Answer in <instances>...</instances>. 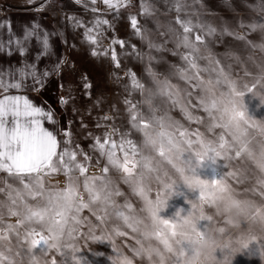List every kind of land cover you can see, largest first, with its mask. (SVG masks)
<instances>
[{"label": "snow or ice", "instance_id": "1", "mask_svg": "<svg viewBox=\"0 0 264 264\" xmlns=\"http://www.w3.org/2000/svg\"><path fill=\"white\" fill-rule=\"evenodd\" d=\"M91 2L95 4L96 0ZM127 2L128 0H103L109 8L117 10L127 6ZM43 7L41 5L38 10ZM175 7L178 13L175 23L182 29L177 33V47L185 50L174 53L180 55L183 61V67L177 68L176 74L191 91L171 85L167 81L156 90L147 89L137 80L135 73L129 71L127 75L132 80L133 87L146 93L143 103L148 108L147 113L139 110L136 104L125 100L131 128L139 132L142 139L138 144L129 138L128 132L121 135L119 144L112 139L111 134H106L102 142L100 137H94L95 143L92 147L105 160L103 175H87L91 157L83 150L77 152L70 147H60L61 141L44 127L45 122H55L50 109L45 110L42 106L34 105L25 96L0 95V173L5 174L0 175V264H24L25 259L28 264H49L48 257L50 264H65L62 258L66 253L71 254L74 264H80L77 257L79 251L73 254L74 245L69 241L85 235L80 231L82 226H88L89 233H92L97 229H106L113 218L122 222L132 233L138 234L133 237L137 247L131 248V251L142 261L146 259L148 264H183L182 256L190 251L189 244L180 241L177 248L173 246L181 214L176 213L171 219L160 215V209L165 203L164 197L173 190L177 195L180 194L176 192L178 184L173 174L177 177L185 176L186 179V173L194 177L199 200L214 199L217 190L230 188L234 191L226 178H236L237 174L227 170V161L251 162L264 174V142H257L258 151L253 146L255 137L252 130L257 125L253 123L244 100L246 95L253 93L259 81L249 84L242 78H235L219 66V61L215 62V67L202 66L201 60L211 64L205 36L211 37L217 29L211 26L206 29L199 20L194 23L191 18L181 19L179 13L187 7L183 0H175ZM142 12L151 14L150 6L143 4ZM101 23L108 24V21L97 20L96 27ZM130 23L139 34L141 29L137 26L135 16L130 18ZM245 26L251 31H260L264 37V19L247 25L240 24V27ZM92 32V28L87 29L86 38L95 45L97 37L89 35ZM201 32L204 34L201 35ZM222 32H227L236 39H244L229 27L222 29ZM34 34V31L27 32L25 39ZM37 39H40L39 36ZM112 43L124 46L122 40H113ZM42 45L44 52H47V33L42 39ZM258 47L264 51V43ZM20 52L24 53L22 47ZM92 55L106 56L108 50L99 53L93 49ZM111 59L115 67L119 68L120 61L115 48H111ZM19 71L22 79L35 75L34 72H25L23 69ZM210 73L216 74L215 80ZM204 74H208L207 79ZM84 79L87 80V77ZM36 82L40 83L39 78ZM21 87L19 81L6 83L0 80V89L5 93L10 88L19 90ZM84 87L90 89L91 84L85 83ZM156 97H165L166 103L170 101L173 107H179L183 118L189 122L203 124L207 119V132H214L215 129H221V132L214 138H209L199 128H185L167 110L162 115H157L159 108L154 104ZM193 99L197 101L196 106L206 113L205 117L192 114L190 108L193 107ZM67 103L68 100L61 97V104ZM260 103L264 104V99ZM260 132L264 135V127H260ZM63 134L67 138L63 143L71 145V132L65 129ZM76 148L79 149V145ZM117 150L122 156L117 155ZM78 155L83 159L78 160ZM209 160L223 162L226 170L218 179H202L197 173L202 163ZM96 166H99V160ZM110 168L121 173L123 183L142 202L139 212L127 199L123 205L117 203L116 197L123 193L109 177ZM247 171L248 169H244L241 174ZM76 172L79 176L74 175ZM61 173L66 177L64 188L51 184L46 186V176ZM80 177H83L82 182ZM152 179L157 183L154 194ZM257 183L264 187V180L258 179ZM85 195L87 199L84 198ZM261 195H264V191ZM246 201L251 208V221L259 222L261 231H264V213L259 212L254 201ZM190 206L186 215L194 216L195 207ZM84 210L95 216L96 224L82 217ZM11 218H15V223L10 222ZM201 222H204L203 225ZM196 227L201 231L213 227V218H197ZM241 227L249 230L248 223ZM217 229L225 235L228 234L224 226ZM127 235L128 232L123 231L119 225H114L108 239L114 243L113 236L119 238ZM92 239L104 242L105 238L93 236ZM253 242H257L256 237L249 235L239 243L245 249ZM257 243L260 244L259 254L264 255V241ZM113 253L120 259V264H132V260L121 252L114 250ZM111 264H116V260H112Z\"/></svg>", "mask_w": 264, "mask_h": 264}, {"label": "rangeland", "instance_id": "2", "mask_svg": "<svg viewBox=\"0 0 264 264\" xmlns=\"http://www.w3.org/2000/svg\"><path fill=\"white\" fill-rule=\"evenodd\" d=\"M183 2L187 7L179 13L181 19L191 18L194 23L199 20L206 29L208 26L217 29L211 37L205 36L211 64L205 60H201L200 64L211 68L216 66V61H219V66L230 72L233 77L242 78L249 84L259 81L252 96L249 94L244 98L248 113L252 116L253 123L257 125V128L252 130V134L255 137L253 146L258 151L257 142H264V135L260 132V127H264V104L260 103L261 99H264V51L258 45L264 43V37L260 31H251L246 26L240 27V24L247 25L264 19V2L262 0H183ZM143 4L150 6L151 14L142 12ZM44 10L62 29L66 46L65 60L60 72L43 89V94L54 105L60 117V147H70L77 152L83 150L91 157L87 175H103L105 160L92 147L95 143L94 137H100L102 142L106 134H111L112 139L119 144L121 135L128 132L129 138L138 144L142 139L141 134L131 128L125 100L136 104L139 110L147 113L148 108L143 103L146 93L133 87L127 73L129 71L135 73L137 80L147 89L156 90L164 86L165 81L174 86L188 88L185 81L176 74L177 68L183 67V61L180 55L174 53H182L185 50L177 47V33L182 29L175 23L178 15L175 0H132L127 6L113 13L87 12L65 0H51L44 6ZM133 16L141 29L139 34L131 27L130 18ZM97 20H107L108 24L101 23L96 27ZM225 27L233 29L244 39H236L227 32H222ZM89 28L93 29L89 35L97 37L95 45L86 38V30ZM113 40L124 41V46L113 44ZM111 48L116 50L120 61L119 68L115 67L111 59ZM93 49L99 53L108 50V55L93 56ZM204 75L207 79L208 74ZM210 75L215 80L216 74L210 73ZM85 77L87 80L84 79ZM85 83H90L91 88L85 89ZM188 90L191 91L190 88ZM61 97L67 99L68 103L61 104ZM165 101V97L154 99V104L159 108L157 115H162L167 110L168 114L179 120L185 128L189 130L199 128L209 138H214L221 132V129L207 132L206 125L209 123L207 119L203 124L189 122L183 118L179 107H173L170 101L167 103ZM192 105L190 111L194 116H206V113L196 106L195 99L192 100ZM65 129L71 132V145L63 143L67 139L63 134ZM76 145H79V149ZM117 155L122 156L119 150ZM77 159L82 160L83 157L78 155ZM97 160L99 166H96ZM225 163L228 171L237 174L236 178H226L234 192L243 199L254 201L259 212L264 213V195H261L264 187L257 183L258 179L264 180V174L260 173L251 162L233 160ZM244 169L248 171L241 174ZM225 170L222 161L209 160L202 163L197 173L202 179L212 180L218 179ZM0 175L5 174L0 173ZM74 175L79 176V173L76 172ZM108 175L123 193L116 197L117 203L123 205L127 199L139 212L142 202L132 193L129 186L123 183L121 173L110 168ZM173 176L174 179H178L174 174ZM44 179L46 186L51 184L61 189L65 187L66 177L62 173L46 176ZM80 180L82 182L83 177H80ZM238 180L243 182L240 183ZM151 184L154 194L157 183L152 179ZM252 189L256 190L252 191ZM81 192H83L82 184ZM176 192L180 194L174 195L168 201V206L161 211L160 215L163 218H174L179 209H183L181 215H186L191 207L187 201H194L199 196L198 191L189 190L182 183L176 187ZM84 198L87 199V196L85 195ZM81 215L88 218L92 224L97 223L95 216H92L88 210H84ZM10 222L15 223V218H11ZM203 223L201 222V225ZM248 224V236H255L257 242L264 241V231H261L259 222L250 221ZM114 225H119L123 231L128 232V235L119 238L113 236L114 243H112L108 237ZM221 226L226 227L227 233L235 234L231 226H227L218 218L213 219V227ZM80 231L85 235L69 241L74 245L73 254L75 249H79L77 257L80 264H111L112 260L120 264V259L113 253L114 250L131 259L132 264H148L146 259L142 261L131 251V248L137 247L133 237L138 234L132 233L115 218L108 222L106 229H97L89 233L88 226H82ZM93 236L104 237V242L93 240ZM257 242L251 243L245 249L242 244L233 243L228 256L229 264H264V255L259 254L260 244ZM152 243L156 244V241ZM216 256L218 259H223L224 253L217 250ZM47 259L50 264V257ZM62 259L65 264H74L70 253H66ZM24 264H28L27 259Z\"/></svg>", "mask_w": 264, "mask_h": 264}, {"label": "crops", "instance_id": "3", "mask_svg": "<svg viewBox=\"0 0 264 264\" xmlns=\"http://www.w3.org/2000/svg\"><path fill=\"white\" fill-rule=\"evenodd\" d=\"M5 9L0 11V80L6 83L21 82L22 87L8 89L0 95H19L27 97L34 105L50 109L54 123H44L61 140V121L54 105L45 97L43 89L60 72L66 54L65 39L58 23L48 14L44 7L51 0H0ZM72 6L93 13H113L116 8H109L103 0H65ZM132 0H128L129 3ZM123 2V0H121ZM121 8V7H120ZM119 8V9H120ZM95 9V11L93 10ZM118 9V10H119ZM34 31V35L25 39V34ZM47 33L49 48L44 52L42 39ZM39 36L40 39H37ZM17 41H20L18 44ZM21 47L24 53L21 54ZM30 66V67H29ZM20 69L35 75L21 78ZM47 73V75H45ZM39 78L40 83L36 80ZM38 89V90H37Z\"/></svg>", "mask_w": 264, "mask_h": 264}, {"label": "clouds", "instance_id": "4", "mask_svg": "<svg viewBox=\"0 0 264 264\" xmlns=\"http://www.w3.org/2000/svg\"><path fill=\"white\" fill-rule=\"evenodd\" d=\"M185 176L178 177L176 183L183 184L189 190L198 191L194 187V177L186 173ZM177 195L175 190L164 197L165 203L160 211L168 206V201ZM187 203L194 205L195 215H181L180 223L177 226V236L174 238V248L178 247V242H187L190 251L182 256L183 264H229L228 256L231 252L232 244L239 243L248 238L247 231L241 226L251 221V208L246 199L239 197L230 188L224 191L217 190L214 199L188 200ZM211 209V212H209ZM176 213L181 214V209ZM175 213V214H176ZM211 216L218 218L224 223L231 225L235 234L221 233L216 227H211L201 231L196 227V219ZM217 250L224 253L223 259L216 256ZM79 251V249H75Z\"/></svg>", "mask_w": 264, "mask_h": 264}, {"label": "built area", "instance_id": "5", "mask_svg": "<svg viewBox=\"0 0 264 264\" xmlns=\"http://www.w3.org/2000/svg\"><path fill=\"white\" fill-rule=\"evenodd\" d=\"M4 9H5V5H4V3H2V1H0V11H2Z\"/></svg>", "mask_w": 264, "mask_h": 264}]
</instances>
